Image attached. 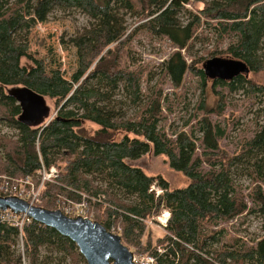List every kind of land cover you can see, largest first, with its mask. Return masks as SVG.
<instances>
[{
    "label": "trees",
    "instance_id": "trees-1",
    "mask_svg": "<svg viewBox=\"0 0 264 264\" xmlns=\"http://www.w3.org/2000/svg\"><path fill=\"white\" fill-rule=\"evenodd\" d=\"M56 10L78 11L91 21L69 41L78 57L70 80L31 51L33 29ZM128 16L139 24L130 32ZM204 25L214 31L216 50L228 43L221 54L244 62L252 75L264 72V0H0V127L15 132L0 129V174L36 177L41 162L57 166L60 175L45 186L40 207L55 211L66 201H85L94 221L108 231L122 229L123 244L157 264H264V237L255 245L224 243L225 229L216 230L243 215L264 218V86L250 75L211 81L216 103L208 106L207 60L194 50ZM140 30L176 49L160 67L174 88L182 87L187 74L201 82L203 98L187 130L170 135L160 126L166 117L163 86L140 106L146 71L131 70L128 56ZM214 48L205 50L209 57ZM11 88L33 90L52 103L53 112L38 126L23 125ZM120 88L140 107L133 117L116 108ZM238 92L252 94L261 106L257 130L231 150L218 117ZM150 152L190 184L171 190L162 176L127 163ZM239 169L254 183L247 195L236 181ZM154 184L164 190L159 197L151 191ZM163 210L170 218L157 236L148 224ZM22 239L24 252L19 229L0 221V264H48L54 253L69 264H87L69 238L34 220Z\"/></svg>",
    "mask_w": 264,
    "mask_h": 264
},
{
    "label": "rangeland",
    "instance_id": "rangeland-1",
    "mask_svg": "<svg viewBox=\"0 0 264 264\" xmlns=\"http://www.w3.org/2000/svg\"><path fill=\"white\" fill-rule=\"evenodd\" d=\"M189 10L193 8L188 6ZM185 20V19H183ZM129 32L138 27L136 18L127 17ZM91 21L88 16L78 12H64L56 10L48 19L47 22L38 24L32 31L30 36L31 51L36 58L44 59L50 69H60L64 77L68 80L72 79L78 68V57L76 49L70 44V39L78 32L90 25ZM203 33L200 36V41L195 44V52L198 57H203L206 60L212 58H229V55L221 54L226 49L228 43L219 45L216 50V36L213 30H209L206 25L202 27ZM202 31V30H201ZM65 39V40H64ZM65 43H64V41ZM203 41V42H201ZM132 50L128 52L131 56V70L146 71L142 80V95L143 100L140 106L147 101L152 95L154 96L157 90V85L163 86L164 105L163 113L166 116L162 120L160 126L165 128L168 134L179 133L185 128L186 122L191 119L196 113V109L202 100L201 82L198 78L191 74H187L184 78L183 85L180 88H174L172 83L167 78L161 76L162 63L174 53L171 42L167 39L152 37L145 31H137L132 40ZM215 47V53L209 57L206 49ZM130 60V58H129ZM250 78L256 81L259 85L264 86V72L252 75ZM162 81V82H161ZM161 82V83H160ZM160 83V84H159ZM13 88L9 89L11 92ZM206 100L208 106L214 107L216 98L212 91V82L209 81L206 86ZM13 93V92H12ZM116 108L124 114L126 118L133 117L135 112L139 110V106L132 104L131 99L127 96L124 88H120L114 97ZM230 104L223 116L218 117L221 125L227 130V136L224 145L231 150H234L240 144L243 136H248L257 130L258 115L261 103L252 94L238 92L233 94L230 99ZM50 113L53 112L54 106L48 101ZM167 106L171 111L167 110ZM198 117H201L198 115ZM3 133L15 134L14 131L0 127ZM131 166L141 168L148 176H162L170 184L171 190L186 188L190 181L182 173L174 171L170 168L167 160L161 156H155L153 152L143 156L135 161H127ZM243 169L238 170L236 181L238 185L243 186L246 190L244 194H249L254 187L253 182L246 173H242ZM165 211L163 210L158 217H161ZM158 217L154 218L153 224L149 225L155 229L157 236H162L163 231L161 224L157 221ZM150 222V221H149ZM225 229L223 242L229 240H242L248 245H255L257 241L264 237V218L248 214L233 219L229 223L216 228V230ZM20 250L24 252L23 241L20 242ZM134 252V250H132ZM46 255V252H44ZM59 254L54 253L55 260L48 264H69V261L57 258ZM27 264V261H26Z\"/></svg>",
    "mask_w": 264,
    "mask_h": 264
},
{
    "label": "water",
    "instance_id": "water-1",
    "mask_svg": "<svg viewBox=\"0 0 264 264\" xmlns=\"http://www.w3.org/2000/svg\"><path fill=\"white\" fill-rule=\"evenodd\" d=\"M204 71L210 81H232L241 75L249 77L251 73L244 62L216 57L205 62ZM12 91L22 110L19 119L23 125L38 126L49 116L50 108L43 96L29 88H16ZM7 210L27 214L36 223L69 238L78 247L87 264H134L133 253L123 244L122 237L110 233L96 221L72 219L61 210L52 211L33 206L16 197H0V211Z\"/></svg>",
    "mask_w": 264,
    "mask_h": 264
},
{
    "label": "built area",
    "instance_id": "built-area-1",
    "mask_svg": "<svg viewBox=\"0 0 264 264\" xmlns=\"http://www.w3.org/2000/svg\"><path fill=\"white\" fill-rule=\"evenodd\" d=\"M60 175L57 166H47L41 162V168L36 174V177L25 178H12L7 175L0 174V197L11 198L16 197L27 201L33 206H39L42 202V194L45 186L48 183L54 182ZM151 191H155L157 197L161 196L164 192L159 186L154 184ZM67 217L76 219L82 218L85 220L94 221V213L87 202L81 204H73L71 201L62 203L60 209ZM170 218V212L165 213L158 217L157 221L161 226L166 227ZM0 221L9 224L10 226L17 227L20 231V242L22 239V232L24 228L32 224L33 219L27 214H16L10 210L0 211ZM150 222L149 225H152ZM120 228H112L110 233L121 236ZM133 253L132 261L134 264H157L156 259L151 255L142 253ZM162 251V250H161ZM160 251V252H161Z\"/></svg>",
    "mask_w": 264,
    "mask_h": 264
}]
</instances>
